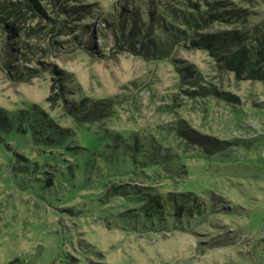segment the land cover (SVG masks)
I'll use <instances>...</instances> for the list:
<instances>
[{
    "label": "rangeland",
    "instance_id": "374dc122",
    "mask_svg": "<svg viewBox=\"0 0 264 264\" xmlns=\"http://www.w3.org/2000/svg\"><path fill=\"white\" fill-rule=\"evenodd\" d=\"M38 1L44 13L22 7L10 15L19 37L40 48L19 53L13 65L41 72L13 78L16 68L3 65L0 48V109H37L77 133L62 99L49 100L53 65L65 77L68 99L109 105L83 123L86 133L104 132L121 146L136 140L135 157L154 161L135 173L126 148L109 146L101 150L116 162L95 156L77 171L80 158L63 149H52L63 163L45 164L39 142L0 137V264H264V80L238 77L190 42L166 58L135 54L104 16L123 5L145 12L149 0H85L91 4L84 17L62 9L73 1ZM153 1L157 13L159 3L172 2ZM242 7L250 33H264V0ZM63 24L73 30L64 32ZM93 38L98 49L89 51ZM202 87L231 99L188 92ZM182 131L226 144L208 153ZM80 142L76 134L65 146Z\"/></svg>",
    "mask_w": 264,
    "mask_h": 264
},
{
    "label": "trees",
    "instance_id": "16d2710c",
    "mask_svg": "<svg viewBox=\"0 0 264 264\" xmlns=\"http://www.w3.org/2000/svg\"><path fill=\"white\" fill-rule=\"evenodd\" d=\"M72 1L75 3L62 8L66 13L83 15L82 17L90 13L89 6L91 3L84 5L82 1L85 0H67V2ZM77 1L80 3H76ZM154 3L153 0H149L145 5V12L142 13L135 6L130 9L128 5H123L124 8L123 6H120V9L115 8L119 10L118 13L111 12L104 16L112 28L114 36L117 39L120 38L127 48L134 51L135 54L143 55L149 59L166 58L171 55L175 47L187 45L190 42L194 49H205L216 56L222 67L234 70L238 77L244 76L249 79L264 80V33H260L256 29V33H250L248 25L245 23L248 18L247 10L242 7L244 4L251 5L253 0H172L167 5L159 3L161 9L159 13L154 9ZM22 7L30 10L36 9L44 13V7L38 0H0V48L4 51L3 65L9 70L16 68L11 76L19 81H27L31 76L40 74L41 70L28 66L20 69V67L13 65V62L17 60L19 53L22 55L33 53L35 55L40 48L39 45L31 46L28 41L19 37V34H22L21 26L16 20H11L10 13ZM216 22L225 23L230 28L214 30L213 24ZM236 23L243 26V29L239 28ZM63 27L64 32L73 30L69 25L63 24ZM85 31L87 30H82V32ZM95 42L94 38L90 39L86 48L89 51H95L98 49ZM20 49H25L26 52H22ZM48 69L55 75L49 100L62 99L65 109L73 115L75 123L78 124L77 133L71 127L53 124L44 116L43 112L37 109H24L16 112H6L0 109L1 140H8V143L16 140L17 144L23 145L28 141L27 139L32 138V141L40 143L39 146L41 145L40 148L44 151L41 159L45 164L52 161L63 163L60 161V156L52 150L53 148L63 149L67 155L80 158L81 162L75 164L77 171L95 156H103L105 162H116V158H111L109 149L101 150L104 147L121 146L114 136H107L104 132L91 136L82 129L83 123L93 122L103 113H106L109 105L99 102L90 107L85 104L84 100L78 103L75 99H68L67 93H71V91H67L68 85L64 81L65 77L62 71L53 65H50ZM181 70L183 72L182 77L185 78L190 74L191 69L185 66ZM188 92L192 95L212 92L222 98L231 99L229 93L220 92L214 88L202 87L200 90H189ZM76 134L80 137L81 144L76 147L71 145L66 147V144H72ZM182 135L190 141L201 143L204 146V151L208 153L214 149L213 147H223L226 144V142L218 143L204 136L197 137L192 135L190 131H182ZM8 143L5 144L6 147ZM125 144L122 141L121 147H125L130 153L135 173L140 169L142 170L143 167L147 168L153 164L152 156L150 161L138 160L135 157V152L139 147L138 141L133 140V146ZM15 155L18 154L15 153ZM35 166H39L38 163ZM67 168L75 170L72 165H68ZM19 172L26 174V170ZM45 182L47 183L46 180ZM115 189L123 193L128 192L127 194L133 192V190H122V186H115ZM168 195L171 199V196H179L180 193L175 194V196L174 193H168Z\"/></svg>",
    "mask_w": 264,
    "mask_h": 264
}]
</instances>
